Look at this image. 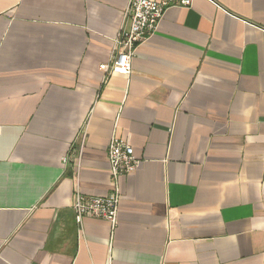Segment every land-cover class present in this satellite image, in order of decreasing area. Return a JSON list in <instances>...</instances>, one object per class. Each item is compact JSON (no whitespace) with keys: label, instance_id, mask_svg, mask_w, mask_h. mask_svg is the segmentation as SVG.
Here are the masks:
<instances>
[{"label":"crops","instance_id":"1","mask_svg":"<svg viewBox=\"0 0 264 264\" xmlns=\"http://www.w3.org/2000/svg\"><path fill=\"white\" fill-rule=\"evenodd\" d=\"M128 3L0 0V264H264V0L170 8L104 81ZM114 136L141 166L80 227Z\"/></svg>","mask_w":264,"mask_h":264},{"label":"built area","instance_id":"2","mask_svg":"<svg viewBox=\"0 0 264 264\" xmlns=\"http://www.w3.org/2000/svg\"><path fill=\"white\" fill-rule=\"evenodd\" d=\"M191 4L192 0H129L123 25L114 38L111 57L100 65L104 81L116 72L131 75L138 47L159 30L165 13L176 6L189 8ZM107 150L114 190L103 197L76 192L73 209L80 227L86 217L93 216L107 220L114 229L118 225L121 201L118 179L134 173L141 166L142 159L136 155L134 147L118 136L112 138ZM64 160L68 162V157Z\"/></svg>","mask_w":264,"mask_h":264}]
</instances>
